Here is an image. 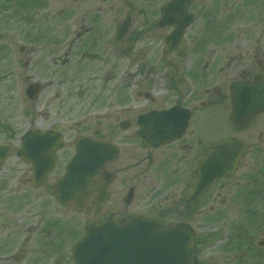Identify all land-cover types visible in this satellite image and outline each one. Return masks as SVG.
<instances>
[{"label": "flooded vegetation", "instance_id": "1", "mask_svg": "<svg viewBox=\"0 0 264 264\" xmlns=\"http://www.w3.org/2000/svg\"><path fill=\"white\" fill-rule=\"evenodd\" d=\"M38 2L50 22L48 30L33 36L40 50L51 54L46 56L59 74L52 99L59 103L62 94L69 93L63 103H71L74 92L82 99L83 116L74 123V140H67L61 129L35 127L40 133L60 134L63 140L48 176L54 199L52 184L65 173L79 139L98 140L112 152L104 173L93 182L103 184L114 176L99 220L143 215L188 224L196 232L199 264L209 234L201 238L198 232L220 230L233 215L247 216L249 209L248 149L264 144V114L252 127L234 129L229 122L231 86L264 73V33L248 32L250 19L252 24L264 21V0ZM257 9L258 19L253 15ZM156 50L161 57L155 63ZM64 87L70 89L60 94ZM161 134L169 138L157 142ZM228 139L242 146L236 172L218 178L196 196L201 164L215 143ZM7 159L0 161V173L7 170ZM18 173V179L30 173L32 180L30 164ZM111 202L114 205L108 206ZM94 204L92 195L84 209L92 213L86 225L93 221ZM245 245L230 241L225 248L242 255ZM257 245L263 247L264 239ZM24 256L16 251L12 258L18 262Z\"/></svg>", "mask_w": 264, "mask_h": 264}, {"label": "rangeland", "instance_id": "2", "mask_svg": "<svg viewBox=\"0 0 264 264\" xmlns=\"http://www.w3.org/2000/svg\"><path fill=\"white\" fill-rule=\"evenodd\" d=\"M27 2L29 6L21 0H0V145L12 147L5 163L7 170L0 173V264H75L71 248L82 235L92 213L87 209L76 211L71 206L59 205L51 184L34 189L28 179L30 173L28 178L25 175L18 179V172L28 169V164L16 155L25 130L40 125L52 126L68 134L67 140H74L78 131L74 123L83 116L82 99L75 92L71 103H63L70 87L59 89L60 94L67 93L62 94L64 98L59 103L52 99L56 85L53 81L59 74L46 56L51 54L40 50L33 36V33L48 30L50 20L41 14L43 7L37 8L38 0ZM255 14L258 19V9L254 17ZM251 20L249 34L264 33V21L252 24ZM22 46L26 47L24 51L20 50ZM153 54L156 63L161 53L156 50ZM34 81L43 85L36 100L25 93ZM77 89L73 87L74 91ZM41 112L48 115L47 120ZM55 117L56 123L51 124ZM248 152L247 216L233 215L220 230L198 232L201 238L209 234L201 250L200 264H264V246L257 245L264 239V144ZM114 199L118 202L116 197ZM230 241L236 245L246 244L243 247L246 253L239 255L227 250L225 246ZM16 251L25 254L21 261L13 260Z\"/></svg>", "mask_w": 264, "mask_h": 264}, {"label": "water", "instance_id": "3", "mask_svg": "<svg viewBox=\"0 0 264 264\" xmlns=\"http://www.w3.org/2000/svg\"><path fill=\"white\" fill-rule=\"evenodd\" d=\"M40 90L38 84H32L26 93L34 99ZM231 91L233 111L229 122L239 131L247 129L264 112V74H257L253 81L233 83ZM158 136L157 142L169 138L165 134ZM23 140L19 155L33 164V185H43L55 164V151L62 146L61 137L53 132L38 134L31 130ZM238 146L236 140L229 139L212 147L209 157L201 164L196 196L199 197L216 178L230 176L236 171L241 153ZM8 149L0 147V160L7 157ZM110 152L112 149L102 142L81 138L66 174L54 184L57 200L63 205L72 203L76 209H83L87 198L96 195L94 222L85 228L83 237L72 248L75 263L197 264L195 234L188 225L166 224L141 215L123 220L111 217L99 222L103 203L109 196L106 189L109 183L102 186L94 184L93 180L104 173Z\"/></svg>", "mask_w": 264, "mask_h": 264}]
</instances>
